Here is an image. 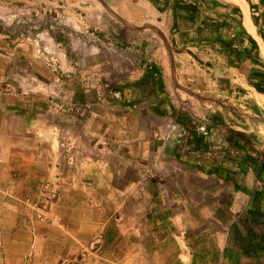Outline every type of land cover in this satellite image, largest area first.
<instances>
[{
  "label": "rangeland",
  "instance_id": "374dc122",
  "mask_svg": "<svg viewBox=\"0 0 264 264\" xmlns=\"http://www.w3.org/2000/svg\"><path fill=\"white\" fill-rule=\"evenodd\" d=\"M238 20L212 0H0L1 134L16 144L13 154L40 153L58 166L66 153L75 163L73 155L99 138L112 151L115 187L135 184L126 194L99 192L98 209L76 205L84 223L53 225L52 208L24 206L36 232L80 236L51 243L56 264H151L137 247L151 245L148 186L155 192L160 177L167 188L212 186L181 157L179 137L158 140L157 126L174 137L173 125H185L196 141L209 135L212 151H247L264 163V110L254 108L257 100L264 107V67L237 57ZM140 139L147 141L143 160L138 150L125 153ZM11 220L0 221V264H23L15 254L38 264L34 249L4 246L15 230Z\"/></svg>",
  "mask_w": 264,
  "mask_h": 264
},
{
  "label": "crops",
  "instance_id": "0c3cea01",
  "mask_svg": "<svg viewBox=\"0 0 264 264\" xmlns=\"http://www.w3.org/2000/svg\"><path fill=\"white\" fill-rule=\"evenodd\" d=\"M212 1L219 2L239 19L241 35L231 41L242 44L237 57L259 61L264 67V0H239L249 16L250 25L240 6L229 0ZM250 86L259 97H263L257 83L251 82ZM254 108L257 112L264 110L258 100ZM3 127L0 121V176L7 179L6 183L0 181V221L12 215L15 229L9 237V244L4 246L17 248V251L23 249L27 253L34 249L36 263L56 264L58 253L51 248V243L65 244L80 236L75 232L72 233L75 237L66 232L56 237L49 230L36 232V228L30 226L24 206L47 203L52 208L47 215L53 225L65 219H77L82 223V212L75 210L76 205L98 209L99 192L107 196L114 191L126 194L134 189L135 184L121 189L115 187L113 179L108 178L113 171L108 162L112 151L99 146V138L93 147L73 155L75 163L63 153L57 166L54 158H45L40 153L28 157L13 154L16 144L5 140L1 134ZM27 127L32 128L33 125L27 124ZM173 127L177 130L174 137L172 132L167 135L159 126L155 127L157 139L165 141L179 137L176 139L178 147L184 148L181 157L186 163L193 161L196 172L211 181L212 186L172 183L167 188L161 177L155 192L152 193L148 186L149 199L144 212L151 245L137 243L138 251L148 256L151 264H264V163L247 151L230 154L220 151L222 148L212 151L209 135L203 134L201 141H196L187 126L174 124ZM139 142L135 145L129 143L125 153L138 150L137 154L143 160L146 158L147 141L140 139ZM241 147L249 150L239 143ZM120 153V157L123 156ZM156 157H162V151L156 153ZM141 175L144 177L146 172L142 170ZM163 175L165 177L166 173ZM76 176L81 182H76ZM172 177L169 178L174 179ZM87 194H95L96 198L89 199ZM135 203L139 214H142L145 209L141 207L142 201ZM130 236L129 232L122 233V240L129 241ZM15 257L27 264L26 255L15 254Z\"/></svg>",
  "mask_w": 264,
  "mask_h": 264
},
{
  "label": "bare ground",
  "instance_id": "6f19581e",
  "mask_svg": "<svg viewBox=\"0 0 264 264\" xmlns=\"http://www.w3.org/2000/svg\"><path fill=\"white\" fill-rule=\"evenodd\" d=\"M229 1L234 3V4H236V5H238V6H240L243 9L244 15H245V19L247 20V23L250 25L249 16H248L246 10L244 9L243 4L239 0H229Z\"/></svg>",
  "mask_w": 264,
  "mask_h": 264
},
{
  "label": "built area",
  "instance_id": "2783aa9c",
  "mask_svg": "<svg viewBox=\"0 0 264 264\" xmlns=\"http://www.w3.org/2000/svg\"><path fill=\"white\" fill-rule=\"evenodd\" d=\"M44 205V207L45 208H49V206H48V204L46 203V204H43Z\"/></svg>",
  "mask_w": 264,
  "mask_h": 264
}]
</instances>
